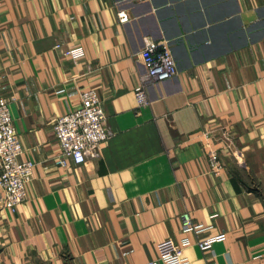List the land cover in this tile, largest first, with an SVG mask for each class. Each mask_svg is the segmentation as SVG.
Returning <instances> with one entry per match:
<instances>
[{"label": "crops", "instance_id": "obj_1", "mask_svg": "<svg viewBox=\"0 0 264 264\" xmlns=\"http://www.w3.org/2000/svg\"><path fill=\"white\" fill-rule=\"evenodd\" d=\"M150 39L175 61L160 81L140 56ZM75 42L78 60L63 52ZM87 88L110 136L58 165L52 122ZM0 95L35 162L26 198L0 207V264H142L173 250L184 211L204 227L184 264H264V0H0Z\"/></svg>", "mask_w": 264, "mask_h": 264}, {"label": "built area", "instance_id": "obj_2", "mask_svg": "<svg viewBox=\"0 0 264 264\" xmlns=\"http://www.w3.org/2000/svg\"><path fill=\"white\" fill-rule=\"evenodd\" d=\"M117 19L124 22L128 19L125 10H117ZM60 47L59 43L55 44ZM63 52L74 60L84 57L80 42L63 48ZM145 67L146 77L160 81L172 76L176 71L171 48L165 40H147L140 52ZM136 107L148 102V96L143 82L134 90ZM106 116L102 100L94 88L80 91V101L68 112L54 118L52 129L58 144V154L54 162L66 165L67 159L81 163L87 158L98 157L101 148L110 136L106 127ZM21 143L16 133L9 100L0 95V207L14 210L26 198V186L32 179L35 162L32 159H19ZM209 171L218 173L222 167L218 149L208 146L205 149ZM182 235L170 252L142 264H184L187 258L183 248L191 243L187 232H198L204 227L191 222L188 211L182 214ZM216 235H207L196 239L195 243L201 250H207L215 241Z\"/></svg>", "mask_w": 264, "mask_h": 264}, {"label": "trees", "instance_id": "obj_3", "mask_svg": "<svg viewBox=\"0 0 264 264\" xmlns=\"http://www.w3.org/2000/svg\"><path fill=\"white\" fill-rule=\"evenodd\" d=\"M236 173V172H234ZM247 188L251 191H254L255 193H257L258 195L262 196V193L260 191V189L256 188V187H250V186H247Z\"/></svg>", "mask_w": 264, "mask_h": 264}]
</instances>
